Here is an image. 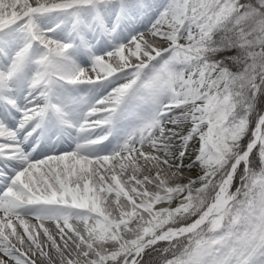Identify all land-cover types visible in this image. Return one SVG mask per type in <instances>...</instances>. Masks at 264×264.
Masks as SVG:
<instances>
[{
    "label": "snow or ice",
    "instance_id": "6c2138e0",
    "mask_svg": "<svg viewBox=\"0 0 264 264\" xmlns=\"http://www.w3.org/2000/svg\"><path fill=\"white\" fill-rule=\"evenodd\" d=\"M0 264H264V0H0Z\"/></svg>",
    "mask_w": 264,
    "mask_h": 264
},
{
    "label": "trees",
    "instance_id": "16d2710c",
    "mask_svg": "<svg viewBox=\"0 0 264 264\" xmlns=\"http://www.w3.org/2000/svg\"><path fill=\"white\" fill-rule=\"evenodd\" d=\"M145 259H146V260H148V259H149V256H148V255H146Z\"/></svg>",
    "mask_w": 264,
    "mask_h": 264
}]
</instances>
